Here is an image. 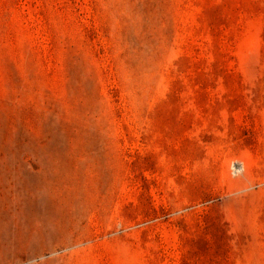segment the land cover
<instances>
[{"label": "rangeland", "instance_id": "obj_1", "mask_svg": "<svg viewBox=\"0 0 264 264\" xmlns=\"http://www.w3.org/2000/svg\"><path fill=\"white\" fill-rule=\"evenodd\" d=\"M0 264H264V0H0Z\"/></svg>", "mask_w": 264, "mask_h": 264}]
</instances>
